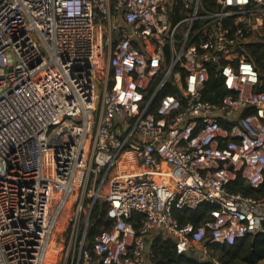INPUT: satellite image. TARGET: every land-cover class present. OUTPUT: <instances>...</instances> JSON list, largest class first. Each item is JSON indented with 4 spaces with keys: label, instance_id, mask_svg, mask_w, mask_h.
Masks as SVG:
<instances>
[{
    "label": "built area",
    "instance_id": "built-area-1",
    "mask_svg": "<svg viewBox=\"0 0 264 264\" xmlns=\"http://www.w3.org/2000/svg\"><path fill=\"white\" fill-rule=\"evenodd\" d=\"M209 2L0 0V264H153L158 234L205 262L208 244L264 232V197L230 191L264 186L246 50L264 43V0ZM102 204L112 226L90 249ZM203 204L201 226L174 217Z\"/></svg>",
    "mask_w": 264,
    "mask_h": 264
},
{
    "label": "trees",
    "instance_id": "trees-1",
    "mask_svg": "<svg viewBox=\"0 0 264 264\" xmlns=\"http://www.w3.org/2000/svg\"><path fill=\"white\" fill-rule=\"evenodd\" d=\"M205 5H209V0H204ZM249 53V61L258 71L261 79L264 82V43L246 48ZM206 92L204 100L210 103H219L226 95V92L221 88V84L217 81L213 74L210 75L209 81L206 84ZM262 90H264V85ZM212 92L216 95L211 96ZM167 92H164L165 95ZM230 191L242 193L245 196L254 198L264 197V186L258 190L245 187L242 180H237L230 185ZM215 208L208 204H203L195 210H174V217L180 225L192 224L196 227L201 226L210 220V213ZM144 220L143 215L134 214L132 223L136 231L139 230ZM112 226V221L107 218L106 206L97 205L93 211L90 228L87 234L88 246L91 247L95 243V239L105 230H109ZM210 251V259L205 262H195L179 256L175 252V246L171 239L163 234H158L152 243V251L154 255L153 264H260L264 263V232L256 235H248L246 238L238 241L233 246L228 245H207Z\"/></svg>",
    "mask_w": 264,
    "mask_h": 264
},
{
    "label": "rangeland",
    "instance_id": "rangeland-1",
    "mask_svg": "<svg viewBox=\"0 0 264 264\" xmlns=\"http://www.w3.org/2000/svg\"><path fill=\"white\" fill-rule=\"evenodd\" d=\"M105 191H106V189L103 191V195H105ZM93 194H94V192L90 193V190L89 189L86 190V192H85L86 199L87 200L92 199L93 198V196H92ZM260 264H264V263H260Z\"/></svg>",
    "mask_w": 264,
    "mask_h": 264
},
{
    "label": "water",
    "instance_id": "water-1",
    "mask_svg": "<svg viewBox=\"0 0 264 264\" xmlns=\"http://www.w3.org/2000/svg\"><path fill=\"white\" fill-rule=\"evenodd\" d=\"M167 64V63H166ZM256 235V234H255ZM207 241H205L204 243H203V245L204 246H206L207 245ZM182 257H184V258H187V259H189V260H192V261H195V262H198V260L197 259H195V258H193V257H190V256H188V255H181Z\"/></svg>",
    "mask_w": 264,
    "mask_h": 264
}]
</instances>
